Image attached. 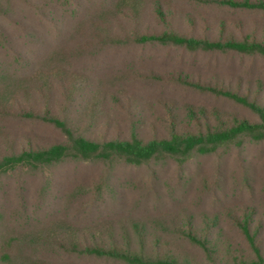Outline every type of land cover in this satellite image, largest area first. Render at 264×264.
<instances>
[{"label":"rangeland","instance_id":"rangeland-1","mask_svg":"<svg viewBox=\"0 0 264 264\" xmlns=\"http://www.w3.org/2000/svg\"><path fill=\"white\" fill-rule=\"evenodd\" d=\"M153 1L0 0V95L9 102L3 108L7 111L30 104L34 97L33 91L27 89L26 80L31 74L49 68L56 75L63 68L68 72L66 81L74 79L76 84L71 92L74 104L67 103L62 115L72 119L81 115L84 120L91 118L98 135L104 133L103 123L110 127L117 125L125 134L129 132L126 97L135 101L134 112L138 114L158 113L156 95L162 102L172 101L180 114L186 100L247 113V109L211 93L177 82L147 79L159 73L174 78L237 81L252 77L255 67L254 60L248 56L230 58L212 52L136 43V34L163 28L155 15ZM161 1L167 11L179 13L177 25L183 32L213 35L221 29L222 20H231L238 27L249 28L247 31L264 29V13L212 6L198 0ZM259 60L264 67L263 59ZM241 61L243 65L239 67ZM55 75L51 78V91L59 95ZM120 100L121 106L117 104ZM98 104H102L104 111L96 110ZM30 128L47 138L57 133L49 124L14 123L0 112L1 139L7 129L23 133ZM143 134H150V130ZM246 152L249 159H243L231 149L221 155L194 156L181 166L168 158L149 168L118 159L107 163L65 159L44 172L22 170L10 177L2 175L0 264H24L23 257L32 255L43 257L50 264H127L39 246L21 247L9 263L3 260L2 249L8 247L6 241L32 230L51 231L56 236L55 231H59L66 219L83 229L121 213L133 212L146 218L155 207L177 217L180 203L191 202L197 211L233 207L238 199L242 202L252 199L248 188L243 186L247 174L254 176L252 191L256 192L259 204L264 205V146L249 144L241 154ZM216 173L222 176L218 185L213 182ZM148 177H152L150 185ZM96 181L105 182L106 189L101 199L92 203L85 185ZM222 191L228 195L224 197Z\"/></svg>","mask_w":264,"mask_h":264},{"label":"trees","instance_id":"trees-1","mask_svg":"<svg viewBox=\"0 0 264 264\" xmlns=\"http://www.w3.org/2000/svg\"><path fill=\"white\" fill-rule=\"evenodd\" d=\"M198 1L264 13V0ZM153 9L163 28L158 32L136 34V43L212 52L230 58L248 56L254 60L255 67L252 77L237 81H220L218 78L204 81L189 76L174 78L159 73L147 79L177 82L199 89L235 103L248 112L186 100L180 114L172 101L162 102L156 95L155 101L160 107L158 113L138 114L134 112L135 101L126 97L124 102L131 124L129 132L125 134L117 125L110 127L103 123L101 129L104 133L98 135L95 132L97 125L91 118L84 120L81 115L72 119L62 115L67 103L74 104L71 92L76 80L66 81L68 72L63 68L56 75L48 68L27 78V89L33 91L31 95L34 97L30 104L6 111L3 107L9 103L8 99L0 95V112L14 123L49 124L57 133L47 138L31 128L23 133L7 129L3 139L0 138V176L10 177L22 170L44 172L65 159L105 163L118 159L149 168L151 164L168 158L181 166L194 156L221 155L231 149L243 159H249L247 152L241 154L249 144L264 146V75H261L264 67L259 63V59L264 61V29L247 31L249 28L238 27L231 20H222L221 29L214 31L213 35L207 32L199 35L196 31L187 33L177 25L178 12L167 11L161 0L153 1ZM241 62L239 67L243 65ZM54 75L59 95L51 91ZM114 98L120 99L119 96ZM117 104L123 105L122 100ZM96 110L104 111L102 104L96 105ZM146 130H150V134L144 135ZM151 178H146L149 185ZM253 179L252 174L243 178V186L248 188L252 198L249 202L238 199L233 207L200 211L192 208L191 202L180 203L177 217L155 207L146 218L133 212L121 213L83 229L66 219L60 224L59 231H55L56 236L51 231L32 230L6 241L8 247L2 249V258L10 263L21 247L39 246L46 250H68L79 257L95 256L127 264H264V205L259 204L256 192L252 191ZM221 181L222 176L216 173L214 184ZM262 186L264 188V181ZM105 189L103 181L85 185L92 203L101 199ZM221 193L224 197L228 195L225 191ZM23 258L24 264H50L43 257Z\"/></svg>","mask_w":264,"mask_h":264}]
</instances>
